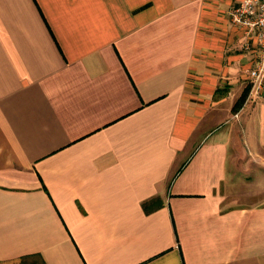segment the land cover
I'll return each instance as SVG.
<instances>
[{
	"label": "crops",
	"instance_id": "1",
	"mask_svg": "<svg viewBox=\"0 0 264 264\" xmlns=\"http://www.w3.org/2000/svg\"><path fill=\"white\" fill-rule=\"evenodd\" d=\"M233 3L0 0V264H264Z\"/></svg>",
	"mask_w": 264,
	"mask_h": 264
},
{
	"label": "built area",
	"instance_id": "2",
	"mask_svg": "<svg viewBox=\"0 0 264 264\" xmlns=\"http://www.w3.org/2000/svg\"><path fill=\"white\" fill-rule=\"evenodd\" d=\"M226 14L242 30L244 50L253 56L247 100L257 99L264 94V0H234Z\"/></svg>",
	"mask_w": 264,
	"mask_h": 264
},
{
	"label": "trees",
	"instance_id": "3",
	"mask_svg": "<svg viewBox=\"0 0 264 264\" xmlns=\"http://www.w3.org/2000/svg\"><path fill=\"white\" fill-rule=\"evenodd\" d=\"M249 87L244 91V93L242 94V96L239 98V100L237 101V103L234 106V110L237 111L239 110L241 107H243V105L245 104L248 95H249ZM32 258H38V256H33ZM24 264H40L38 261L34 260V261H29V263H27V261H24Z\"/></svg>",
	"mask_w": 264,
	"mask_h": 264
}]
</instances>
